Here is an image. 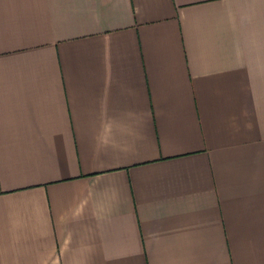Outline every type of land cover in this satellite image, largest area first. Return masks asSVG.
<instances>
[{"label": "crops", "instance_id": "1", "mask_svg": "<svg viewBox=\"0 0 264 264\" xmlns=\"http://www.w3.org/2000/svg\"><path fill=\"white\" fill-rule=\"evenodd\" d=\"M0 264H264V0H0Z\"/></svg>", "mask_w": 264, "mask_h": 264}]
</instances>
